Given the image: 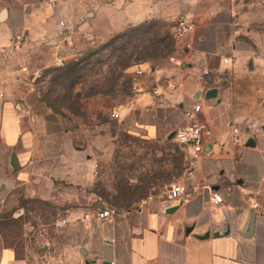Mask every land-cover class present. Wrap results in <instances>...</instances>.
<instances>
[{
    "label": "crops",
    "instance_id": "1",
    "mask_svg": "<svg viewBox=\"0 0 264 264\" xmlns=\"http://www.w3.org/2000/svg\"><path fill=\"white\" fill-rule=\"evenodd\" d=\"M49 1L0 0V148L8 157L0 188L13 196L21 186L26 198L49 201L68 187L60 231L70 236L65 247L56 237L53 254L28 245L2 247L0 264H264V127L256 135L239 132L252 115L250 102L223 83L232 71L241 89L249 83L246 71L264 72L258 67L264 12L248 0ZM179 18L195 30L178 35ZM152 20L174 24L183 54L180 65L151 69L135 84L126 107L129 127L169 137L190 121L185 112L200 104L197 121L206 125L208 154L189 159L188 168V149L177 145L185 169L166 198L119 208L101 221L95 211L106 203L95 200L91 188L108 147L72 115L52 110L36 78L57 59L76 61L75 52L87 43ZM17 34L24 40L14 48ZM239 36L257 37L260 49ZM174 184L185 187V202L169 198ZM213 193L220 204L212 203Z\"/></svg>",
    "mask_w": 264,
    "mask_h": 264
},
{
    "label": "rangeland",
    "instance_id": "2",
    "mask_svg": "<svg viewBox=\"0 0 264 264\" xmlns=\"http://www.w3.org/2000/svg\"><path fill=\"white\" fill-rule=\"evenodd\" d=\"M248 1L255 4L258 11L264 12V0ZM158 22L159 26L154 28L159 33L158 51L148 61L128 67L120 74L121 77H118L117 64L124 55L117 49L113 50L118 47V42L110 43L120 34L116 33L79 48L75 53L76 61L80 63L76 66V74L72 73L69 79L59 78L60 71L53 72L54 66L43 69L36 78L40 82L42 95L54 111L72 115L81 127L95 136L96 141L103 139L105 148L108 147L98 160L97 179L91 188L95 200L101 199L106 203L103 209L117 211L119 208L139 205L142 201L166 198L169 185L176 182L185 169L183 152L167 137L168 134L149 136L136 133L129 127L132 112L126 107L136 94L135 84L150 75L151 69L167 68L173 64L170 58L181 59L183 54L179 37L173 30L174 24ZM141 33L137 32V35ZM239 39L252 45L255 50L260 49L257 37L250 39L248 36H239ZM153 47L156 49V46ZM167 48L169 50L166 53ZM263 65L264 53L258 67L264 69ZM144 67L148 69L145 71ZM137 70L143 73L137 75ZM248 75L249 83H244L243 87L241 85V89L232 71L225 73L223 83L226 88L238 87L237 91L249 100L252 115L244 118L239 132L256 135L264 127V72L246 71V77ZM115 77L116 85L112 87ZM75 79L78 80L71 87ZM113 113H117L119 118H112ZM5 156L0 148V173L6 168L4 161L8 157ZM1 182L0 185H3ZM66 189L68 192L58 199L43 201L34 197L26 198V189L21 186L12 191L15 194L13 196L4 195L0 188V249L7 246L20 249L28 245L29 249L31 247L36 252L53 254L59 248L56 237L65 247L70 235H62L60 229L64 227L62 219L67 215L65 210L70 205L67 200L70 189L65 187L63 190Z\"/></svg>",
    "mask_w": 264,
    "mask_h": 264
},
{
    "label": "built area",
    "instance_id": "3",
    "mask_svg": "<svg viewBox=\"0 0 264 264\" xmlns=\"http://www.w3.org/2000/svg\"><path fill=\"white\" fill-rule=\"evenodd\" d=\"M49 5L53 6L54 2L49 1ZM60 26H64V22H59ZM195 30V24L186 20L185 18H179L175 22V32L178 35L188 34ZM23 36L21 34H17L13 40V47L17 48L23 44ZM170 61L176 65H180V62L176 60L174 57L170 58ZM56 67L61 68L64 67L65 62L61 59H57L55 62ZM264 67V65H263ZM142 70H137L136 74L141 75ZM204 75H208L209 71L205 70ZM155 95L156 92L154 91ZM201 112L200 104H194L192 109L185 112V117L190 121L183 126L182 128L176 130L173 134L172 141L180 146L188 149L187 154V167H190V160H195L199 158L201 155H206L208 152L205 151V136L207 135L206 125L197 121V115ZM112 118H119L117 113L112 114ZM168 196L172 200H178L180 202H185L187 200V195L185 193V187L180 184L171 185L168 191ZM211 201L214 205H218L222 202V198L219 194L213 193ZM142 201L141 203H143ZM257 205L254 204L253 208H256ZM116 215V210L112 208H104L99 210L96 213V217L101 221H109L114 218Z\"/></svg>",
    "mask_w": 264,
    "mask_h": 264
},
{
    "label": "trees",
    "instance_id": "4",
    "mask_svg": "<svg viewBox=\"0 0 264 264\" xmlns=\"http://www.w3.org/2000/svg\"><path fill=\"white\" fill-rule=\"evenodd\" d=\"M158 21L152 20V21H145L141 24L130 26L127 29H125L123 32L120 34L116 35L110 43L113 44L115 42H118V47L113 48V50H119L123 55L124 58L120 59L118 61V69H119V76L121 77L120 74H123L125 70L130 67L131 65L137 64V62H146L149 59L153 57V55L158 51V31H155L154 28L158 27L159 24ZM137 32H142L140 36L137 35ZM142 37V38H140ZM145 40H142V39ZM120 42V43H119ZM110 44V45H111ZM156 46V49H152L153 47ZM131 48V49H130ZM131 50V52L128 53V50ZM168 48L166 49V53L168 52ZM161 53V51L159 50ZM165 52V50H164ZM128 53L129 55L127 56ZM163 53V52H162ZM135 62V63H134ZM80 62L74 61L70 62L69 64L65 65L62 68H57L54 67L53 72L60 71L59 73V78L63 79H69L71 74H76L74 73L76 71V66ZM76 80L71 82V87L76 84ZM116 80L117 77H115V83L113 82L112 87L114 84L116 85ZM38 80H36V83ZM130 86H128V89L130 90ZM42 98L44 101L48 104V106L53 109V106L46 100L44 95H42Z\"/></svg>",
    "mask_w": 264,
    "mask_h": 264
},
{
    "label": "water",
    "instance_id": "5",
    "mask_svg": "<svg viewBox=\"0 0 264 264\" xmlns=\"http://www.w3.org/2000/svg\"><path fill=\"white\" fill-rule=\"evenodd\" d=\"M1 17H3V15H2ZM168 138H169V139H172V138H173V134L169 135Z\"/></svg>",
    "mask_w": 264,
    "mask_h": 264
}]
</instances>
